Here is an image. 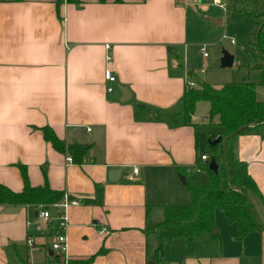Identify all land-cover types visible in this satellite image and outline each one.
<instances>
[{
    "label": "crops",
    "instance_id": "0c3cea01",
    "mask_svg": "<svg viewBox=\"0 0 264 264\" xmlns=\"http://www.w3.org/2000/svg\"><path fill=\"white\" fill-rule=\"evenodd\" d=\"M203 1L0 0V184L20 192L22 165L31 186L47 182L78 201L65 212L68 264L92 256L88 264H153L160 239L148 228L163 219L166 205L190 198L180 196L185 185L174 166L191 172L182 174L186 181L204 172L192 169L195 134L215 131L218 118L212 126L208 113L200 121L197 105L206 102L209 111L200 100L188 125L181 104L186 84L197 85L187 13L208 12ZM255 1L264 12V0ZM44 127L65 144H90L81 163L67 162L69 155L44 139ZM236 155L262 196L251 202L264 224V134L238 136ZM117 168L118 180H109ZM40 210L0 204V264L12 256L23 264L40 257L62 264L51 249L58 211L49 206L53 218L43 220ZM216 212L212 237L202 234L193 246L163 240L156 264H264V230L238 239L236 225Z\"/></svg>",
    "mask_w": 264,
    "mask_h": 264
},
{
    "label": "trees",
    "instance_id": "16d2710c",
    "mask_svg": "<svg viewBox=\"0 0 264 264\" xmlns=\"http://www.w3.org/2000/svg\"><path fill=\"white\" fill-rule=\"evenodd\" d=\"M3 1V0H2ZM77 3L78 0H66ZM61 3L62 0H57ZM255 22V46L261 58L254 68L259 71L258 85H264V12L253 13ZM256 84L251 82L227 83L214 87L197 80V85L185 90L181 104L184 122L191 124L197 101L209 103L208 118H218L215 131L197 130L195 134V154L197 162L193 170L199 169L207 175L206 183H199L193 178L187 179L185 189L189 200L183 204H172L164 207L163 219L148 232L156 233L160 243L154 253L156 264L163 256V240L184 238L189 246H193L194 239L204 233H213L216 230L215 212H223L227 222L236 225V237L242 239L248 233L264 230V224L257 218L250 195L254 194L262 199L258 188L247 172L246 164L236 155V141L238 136L250 133H259L264 126V100L256 97ZM242 128L241 130H238ZM44 139L59 152H66L72 162L81 163L90 144H65L48 128H42ZM221 136L222 141L211 146L208 139ZM204 155L205 160L199 158ZM213 159L218 168L217 172L209 169V161ZM23 188L14 192L0 184V204H21L49 207L59 202L62 192L53 190L47 182L42 186H31L24 166H19ZM176 172L189 175L185 167L174 166ZM46 179V175L44 173ZM87 260L71 261V264H88Z\"/></svg>",
    "mask_w": 264,
    "mask_h": 264
},
{
    "label": "rangeland",
    "instance_id": "374dc122",
    "mask_svg": "<svg viewBox=\"0 0 264 264\" xmlns=\"http://www.w3.org/2000/svg\"><path fill=\"white\" fill-rule=\"evenodd\" d=\"M203 2L208 6V12H203L199 7H195L194 10L191 8L186 19V40L190 44L188 57L191 67L196 73L194 78L215 87L245 81L255 83L257 98L263 100L264 85L257 84L260 74L254 68L257 63L262 61L255 46L256 26L253 18V13L260 10L259 3L255 0H241L230 3L222 0L221 2L224 5V8H222L209 0ZM219 19L222 20L221 24H217L215 21ZM224 52L233 57V63L230 67L221 66ZM204 53L206 56H203ZM201 69L203 71L199 72ZM196 112L199 120H203L205 114L208 113V104L206 102L199 103ZM213 124L214 122L209 120V126ZM194 179L204 184L207 182V175L204 172H196ZM179 193L180 196L187 195L185 188L181 189ZM254 198V195L251 194V201ZM50 211H52L51 207ZM153 212L163 215V207L156 206ZM216 213L217 218L222 216L224 221L228 223L222 211L218 210ZM259 213L262 215L261 211ZM204 234L212 237L211 233ZM171 244H174L173 241H171ZM168 250L170 255L173 252L170 250V246L167 247L166 252ZM9 260L10 264H23L16 256L10 257ZM35 264L56 263L53 259L48 260V258L43 259L40 257L35 260Z\"/></svg>",
    "mask_w": 264,
    "mask_h": 264
},
{
    "label": "built area",
    "instance_id": "2783aa9c",
    "mask_svg": "<svg viewBox=\"0 0 264 264\" xmlns=\"http://www.w3.org/2000/svg\"><path fill=\"white\" fill-rule=\"evenodd\" d=\"M213 4H217L220 7H223V3L221 2L222 0H210ZM108 47V46H107ZM203 56H206L204 53ZM105 77L109 82H114L115 81V76L111 73L110 70H106ZM195 85L193 81H189L186 86L188 88H192ZM112 87L109 86L107 87V91H111ZM206 157L204 155L201 156V160H205ZM67 162H71V157L68 156L66 157ZM138 169L135 167L133 168V174H136ZM132 176L129 177V179H132ZM78 204V201L76 200H69L66 194H63L62 198L60 199L59 202L53 203L50 205V207L57 209V216L54 217L55 222H56V234L54 236V239L51 243V249L54 251V253L59 257L60 261L62 264H68L69 263V257H68V245H67V228H68V221L66 217V209L69 206H75ZM38 217L43 219V220H49L52 219L50 212L48 210V207H43L41 210L38 212ZM28 245H32V241L27 239L26 240Z\"/></svg>",
    "mask_w": 264,
    "mask_h": 264
},
{
    "label": "water",
    "instance_id": "95a60500",
    "mask_svg": "<svg viewBox=\"0 0 264 264\" xmlns=\"http://www.w3.org/2000/svg\"><path fill=\"white\" fill-rule=\"evenodd\" d=\"M232 63H233V57L230 54L224 52V55H223V57L221 59V66L222 67H230L232 65ZM122 99L124 101L127 100V98H125V97H123ZM241 129L242 128H239L238 130H241ZM81 130L82 129L79 128L78 131H77V133L80 134ZM259 133L260 134H264V126H262V127L259 128ZM74 136L76 138H79L80 139V136H77V135H74ZM221 141H222L221 136H217L214 139H208V142H209V144L211 146L216 145V144L220 143ZM208 167L213 172H217L218 166H217L216 162L213 159H210ZM120 172H121V169L120 168H117V169H114V170L109 171V173H108L109 180H111V181H117L118 180V177L120 175ZM177 176H178L180 182L183 185H185V183H186L185 176L182 175L181 173H178Z\"/></svg>",
    "mask_w": 264,
    "mask_h": 264
}]
</instances>
